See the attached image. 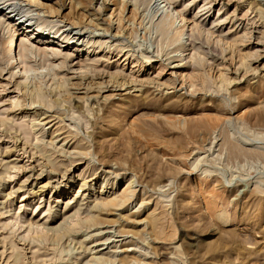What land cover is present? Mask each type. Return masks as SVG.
<instances>
[{"label": "rangeland", "instance_id": "rangeland-1", "mask_svg": "<svg viewBox=\"0 0 264 264\" xmlns=\"http://www.w3.org/2000/svg\"><path fill=\"white\" fill-rule=\"evenodd\" d=\"M158 1L0 0V264H264V0Z\"/></svg>", "mask_w": 264, "mask_h": 264}, {"label": "bare ground", "instance_id": "bare-ground-1", "mask_svg": "<svg viewBox=\"0 0 264 264\" xmlns=\"http://www.w3.org/2000/svg\"><path fill=\"white\" fill-rule=\"evenodd\" d=\"M38 1V0H37ZM142 1V0H141ZM146 1V0H143ZM157 10L161 11L160 17L158 18V21L156 22L155 26L157 29H159L163 34H166L169 36V38L174 41V42H180V45L183 47L185 42L183 40V36L186 34V32L182 29H180L178 27V25H175V20L176 17L174 19V21L171 20V17L173 16L172 14V9L169 8L170 6V1L168 0H160L157 2ZM2 13V14H1ZM14 10H10V8L7 5H1L0 3V25L3 26V29L7 30L8 33H10V35L7 38V41H5L4 39V43H5V48H6V52L8 55V61L11 63L12 61L16 62V58H15V50L17 48V41H18V34L16 32H13L14 30H12L11 28V23L14 22L13 24L15 25V23H17V21L22 20V15L21 16H17L16 14L14 15ZM8 14H13L14 18L12 20H10ZM9 19V20H8ZM181 20H179L178 22H180ZM25 22V21H24ZM70 25V24H69ZM184 25V24H183ZM39 29L33 30V32L38 31ZM72 32V36L71 37H67L66 39L63 37H61L62 39L67 40V46H74L77 47L78 44V38L80 35V32L78 30H74L71 31ZM42 34V33H41ZM51 34V38L52 39H56V34L54 33H50ZM60 36V35H59ZM11 38V39H10ZM7 42V44H6ZM4 46V45H3ZM27 47V46H26ZM26 52H31V47L25 48ZM35 52V51H34ZM14 53V55H13ZM56 53V52H55ZM20 57L22 56V54H18ZM23 56H25L27 59L29 58L27 55L23 54ZM183 58H180V60H182ZM178 60V59H177ZM14 63V62H13ZM22 63V68L20 70H22V73H27V71L30 69L28 68L25 63L23 62V60H21ZM186 64V63H185ZM87 65V64H86ZM182 64H179L178 62H176V64L174 65L175 68H179ZM189 66L192 64H188ZM89 74V73H88ZM103 82V81H102ZM109 82V81H108ZM100 83V82H99ZM110 83V82H109ZM98 84V83H97ZM120 84V83H119ZM103 84H99L96 87V91L95 93H100L103 92L104 88H106V86H102ZM87 86H92V85H87ZM108 87V86H107ZM32 92V96L35 98H41L43 97V93L41 92V90L39 89H34L31 91ZM74 93V92H73ZM92 93V92H91ZM88 93H85L84 96H87ZM93 95V93H92ZM69 96V95H68ZM71 97H69V99L71 100ZM81 97V96H80ZM74 98V97H73ZM83 98V97H82ZM77 104V103H76ZM44 114V113H43ZM53 118H51V116H46L44 118H51V119H45L48 121H53V119L58 118L59 120L56 121L57 122H61L63 121L60 117V115L54 116L52 115ZM62 129V128H61ZM58 130V128H57ZM67 136H70V134L72 133L69 129L66 130ZM62 134V133H61ZM64 135V134H63ZM73 136V135H72ZM48 143V142H47ZM50 144H53L50 142ZM64 144H62L61 152H65ZM68 149V148H67ZM70 153V151H69ZM70 155V154H67ZM43 172V171H40ZM83 184H81L82 186ZM80 186V187H81ZM135 190L132 189V186L127 184L126 188H124L121 192H119L116 195H113L111 197H106L104 199L101 200H97L95 201V203L93 204L92 208H99L101 206H107V207H123L133 196H134ZM148 219V218H147ZM86 221L91 222V223H99L98 219L96 218L95 215H91L88 218H86ZM110 256V255H109ZM115 256V255H114ZM111 257V256H110ZM96 259H100L99 257H94ZM112 259V258H111ZM108 261V260H107ZM111 261V260H110ZM121 264H124L125 262V258H122L120 260Z\"/></svg>", "mask_w": 264, "mask_h": 264}]
</instances>
